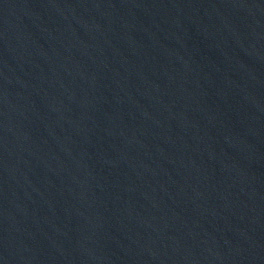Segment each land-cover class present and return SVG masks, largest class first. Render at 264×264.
Masks as SVG:
<instances>
[{"label":"water","instance_id":"obj_1","mask_svg":"<svg viewBox=\"0 0 264 264\" xmlns=\"http://www.w3.org/2000/svg\"><path fill=\"white\" fill-rule=\"evenodd\" d=\"M0 264H264V0H0Z\"/></svg>","mask_w":264,"mask_h":264}]
</instances>
